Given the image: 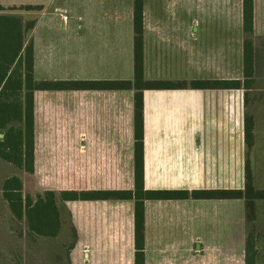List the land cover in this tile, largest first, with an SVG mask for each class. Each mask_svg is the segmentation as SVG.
<instances>
[{
	"label": "crops",
	"instance_id": "obj_1",
	"mask_svg": "<svg viewBox=\"0 0 264 264\" xmlns=\"http://www.w3.org/2000/svg\"><path fill=\"white\" fill-rule=\"evenodd\" d=\"M135 1L27 3L0 0V5L43 7L31 34L36 81H132L135 76ZM143 6L144 77L147 81L226 83L225 87L214 89L187 87L144 92L146 189L180 190L164 188L159 180L170 166L171 154L176 152L166 146H195L194 164L181 168H187L188 177L194 178V187L200 191L234 190L230 184L234 183L236 163L246 170L251 166V170H258L259 176L264 177V77L259 74L261 50L255 42L264 39V34L250 37L255 64L251 88L229 87V82L245 79L243 0H143ZM129 95L130 98H126ZM133 96L134 91L118 92L109 100V105H130ZM236 110L240 120L238 127L243 129L238 136ZM248 117L254 122L252 148L244 138ZM257 127L259 158L253 168ZM173 159L187 160L181 154ZM218 182L224 186L215 188ZM162 184L166 186L164 180ZM236 202L201 199L148 203L145 225L148 264L164 261L177 264L182 262L181 258L201 255L208 246L213 248L212 254H243L244 249L234 252L212 242L233 240ZM241 202L242 216L248 217L246 202ZM257 203H262L258 214L264 218V201L255 202V210ZM189 232L213 236L196 237L210 241L199 242L188 249L185 241ZM89 256L86 252L85 258Z\"/></svg>",
	"mask_w": 264,
	"mask_h": 264
},
{
	"label": "trees",
	"instance_id": "obj_2",
	"mask_svg": "<svg viewBox=\"0 0 264 264\" xmlns=\"http://www.w3.org/2000/svg\"><path fill=\"white\" fill-rule=\"evenodd\" d=\"M0 11H5L1 5ZM35 25L36 20L0 14V159L40 176L48 189L36 197L24 194L22 179L13 176L4 180L2 196L30 234L45 238L60 236L59 204L65 206L73 232L66 251L68 264H148L145 225L150 202L244 200L251 208L264 200V191H255L250 176L245 191L146 189L144 92L214 89L226 83L147 81L143 0H136L134 7L132 81H36L31 38ZM243 30L245 79L229 82L236 90L251 88L255 64L250 37L264 34V0H243ZM127 91H134L132 104L109 105L118 92ZM253 131V119L248 117L244 138L249 148L254 146ZM212 250L205 247L201 255L181 258L177 264H258L253 237L246 241L243 254H212Z\"/></svg>",
	"mask_w": 264,
	"mask_h": 264
},
{
	"label": "rangeland",
	"instance_id": "obj_3",
	"mask_svg": "<svg viewBox=\"0 0 264 264\" xmlns=\"http://www.w3.org/2000/svg\"><path fill=\"white\" fill-rule=\"evenodd\" d=\"M4 1H12V0H4ZM15 1V0H13ZM27 3H41L40 1L47 0H22ZM56 0H50V2ZM5 8V11H0V14H9V15H17L21 17L25 22L26 21H34L38 18L39 11H29L24 9H11ZM15 8V7H13ZM256 45L261 50V58L259 59L260 70L259 74L264 77V39H256ZM130 98L126 96V98ZM238 112L236 110V136L243 133V129L241 130L239 119L237 118ZM239 117V116H238ZM239 123V124H238ZM238 127V128H237ZM175 132L176 130H163V132ZM179 131V130H178ZM194 131V130H188ZM258 127H257V147L254 154V166L255 168L257 158H259V135H258ZM193 136V135H192ZM150 144V140L148 142ZM148 144V145H149ZM150 147V145H149ZM166 148L175 149L176 152L172 155V158L169 160V168L166 169V174L159 179L162 187L167 189H180V190H199L194 187V178L188 177L186 170L187 168H181L185 165L194 164L195 153L194 145H176V146H166ZM239 148V147H238ZM149 151V148H148ZM168 155L171 153L167 152ZM186 157L187 160L184 162H178V160H174L175 157ZM180 163V166H179ZM178 166H175L177 165ZM240 168L238 163H236V176L234 177V183L230 184L234 190H242L245 191L248 184V176L251 177V183L255 191H264V177L259 176L258 170H251ZM178 175V176H176ZM18 176L22 179L24 184V194H30L33 197H36L39 194L44 193L48 189V187L44 186L41 182L40 176L31 175L26 173L24 170H21L12 164L4 162L0 159V264H68L66 258V251L69 245L73 241V232L70 218L68 216V211L63 204H59L61 210V216L63 219V229L60 233V236L57 238H45L35 236L29 233L27 224L25 222L17 221L12 215L8 204L3 199L2 196V185L5 179ZM166 183V186L162 184V181ZM215 184V188L218 186H224L222 184ZM235 233L233 236V240H219L212 241L214 243H219L222 247L226 249H232L234 252L243 251L244 245L246 243V238L249 239L253 237V242H255V246L258 250L259 259L258 264H264V218L258 214L260 211V205L262 203H257L256 210L253 208H248V217L242 216V200H235ZM244 201V200H243ZM259 201V200H258ZM256 201V202H258ZM264 201V200H263ZM252 217V218H251ZM206 221V220H205ZM193 228V225H191ZM199 233V232H198ZM212 237L213 235H206L191 233L187 235L186 239V248L193 249L195 245L199 242L206 243L210 240H197L196 237Z\"/></svg>",
	"mask_w": 264,
	"mask_h": 264
}]
</instances>
